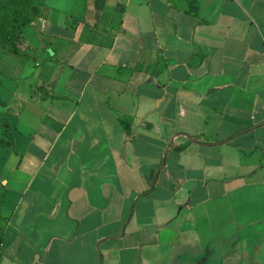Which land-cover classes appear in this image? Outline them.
I'll list each match as a JSON object with an SVG mask.
<instances>
[{"label":"crops","instance_id":"1","mask_svg":"<svg viewBox=\"0 0 264 264\" xmlns=\"http://www.w3.org/2000/svg\"><path fill=\"white\" fill-rule=\"evenodd\" d=\"M63 2L0 81V264H264V0Z\"/></svg>","mask_w":264,"mask_h":264},{"label":"rangeland","instance_id":"2","mask_svg":"<svg viewBox=\"0 0 264 264\" xmlns=\"http://www.w3.org/2000/svg\"><path fill=\"white\" fill-rule=\"evenodd\" d=\"M80 4L83 5V0H76L74 6H71L70 0H64L63 7H70L72 11L77 14ZM27 14L32 15V12L28 9ZM34 21L26 24L20 30L16 28V25H12L11 23L8 24L2 21V19L0 20V40L3 39L5 35H10L12 37L18 36L20 38L19 46L26 53V56H16L4 50L0 43V81L14 77L20 62H24L28 59L38 61L42 58L40 50L45 40ZM1 127L2 122L0 118V128Z\"/></svg>","mask_w":264,"mask_h":264},{"label":"trees","instance_id":"3","mask_svg":"<svg viewBox=\"0 0 264 264\" xmlns=\"http://www.w3.org/2000/svg\"><path fill=\"white\" fill-rule=\"evenodd\" d=\"M103 4V0H95V6L99 7ZM32 12V15L27 14V10ZM41 7L36 5L35 0H0V20L16 25L17 29H22L26 24L34 21L36 18L41 17ZM2 48L16 56H26L23 49L20 48V38L18 36L12 37L5 35L0 40ZM7 141L0 136V145H7ZM3 204V195L0 192V217L1 207ZM3 235L0 226V245L2 243Z\"/></svg>","mask_w":264,"mask_h":264},{"label":"water","instance_id":"4","mask_svg":"<svg viewBox=\"0 0 264 264\" xmlns=\"http://www.w3.org/2000/svg\"><path fill=\"white\" fill-rule=\"evenodd\" d=\"M191 139V138H190ZM192 140V139H191Z\"/></svg>","mask_w":264,"mask_h":264}]
</instances>
